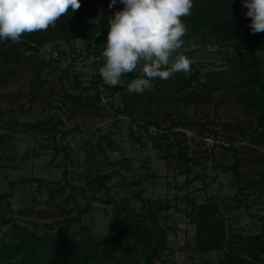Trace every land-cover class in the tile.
<instances>
[{"label": "rangeland", "instance_id": "obj_1", "mask_svg": "<svg viewBox=\"0 0 264 264\" xmlns=\"http://www.w3.org/2000/svg\"><path fill=\"white\" fill-rule=\"evenodd\" d=\"M213 1L225 15L250 24L242 0ZM88 2L85 10L89 15L99 16L104 11V0ZM187 29L183 47L173 59L179 54L189 57V72L199 69L203 79L211 70H225L228 56L263 53L254 44L235 39L219 41L207 33ZM86 42L82 37L72 43L64 38L45 42L39 55L52 56L56 61L43 70V85L35 98L32 61L0 60V133L13 117L21 121L46 119L40 126L25 127L0 141V193L11 192L15 215L38 231L53 224L57 234L85 237L95 247H101L109 236L118 207L94 199V194L117 200L127 197L137 210L143 197L161 199L171 204L162 212L161 223L172 229L168 236L170 248L159 251L157 263L169 258L168 264H227L225 243H221L222 249L204 247L214 246L223 234L228 239L260 232L261 221L251 214H264V193L252 190L246 206L233 182L232 168L238 157V170L244 180H259L264 175V142L259 139L264 136V126L260 125L258 110L245 107L236 100L235 93L230 96L232 90L228 88L210 92L193 87L155 90L151 82L146 89L151 96L145 93L130 98L126 92H113L100 80L101 92L96 95L92 83L104 61L102 55L89 54ZM1 48H13L15 54L27 50L25 44L11 41L0 43ZM142 66L143 62L136 71ZM65 68L69 74L62 85L60 75ZM126 75L120 84L125 83ZM126 102L136 121L113 109L123 108ZM185 119L213 120L216 123L207 126L217 133L200 134L197 125L179 124L170 129L173 122ZM238 125L245 132L233 129ZM56 129L59 131L53 139ZM156 142L161 146L157 147ZM222 143L237 150L226 149ZM179 150L191 157L188 163ZM123 158L129 159L124 163L128 168L121 163L114 165ZM65 167L70 181L79 186L88 187L90 175L98 172H111L112 177L106 189L97 193L88 190L86 194L77 191L76 201L68 202L65 194L69 187L54 183L62 180ZM34 177L47 181L38 186V181L30 180ZM56 188L60 192L50 193ZM78 209L85 211L77 214ZM1 212L11 214L6 202L0 203ZM73 216L76 218L70 222ZM140 220L124 225L122 233L109 243V250L129 260V264H140L146 258ZM147 224L152 227L150 222ZM10 228L11 224L0 226V238Z\"/></svg>", "mask_w": 264, "mask_h": 264}, {"label": "trees", "instance_id": "obj_2", "mask_svg": "<svg viewBox=\"0 0 264 264\" xmlns=\"http://www.w3.org/2000/svg\"><path fill=\"white\" fill-rule=\"evenodd\" d=\"M104 11L100 15H89L85 6L88 0H80L81 7L79 10L69 13L68 16L61 18L55 27H49L47 30H42L33 34H26L22 42L27 47L20 53H13V48H1L0 60L16 61L22 60L32 61L33 75L31 78L32 98H35L43 85L42 72L45 68L53 65L55 58L41 57L38 51L45 44L46 41L55 38H64L68 43L76 37L84 38L86 42V49L91 56H99L103 51V46L106 41L108 31V18L113 15L115 11L121 10L123 4L117 0L113 8H109L110 0H104ZM194 0L195 7L192 9V15L184 17L183 22L194 33L201 32L207 33L219 41L226 40H239L244 43L254 44L262 54H245L243 56L233 55L227 57L228 67L225 70H211L205 74V79L201 77L199 69L193 72H180L176 73L168 80H161L159 78L152 81L155 90H161L169 87L171 88H198L201 91L210 92L213 90H220L228 88L232 90L230 96L236 94V100L240 101L245 107H251L258 110L260 118V125L264 126V33L252 34L249 23L241 22L238 18L230 15H225L217 3L213 0ZM211 4H206V3ZM94 6L97 7L96 1ZM87 14V15H85ZM89 15V16H88ZM246 16V13H245ZM193 66H196L194 64ZM69 70L65 68L60 75V83L64 85L65 79L68 76ZM141 71H134L127 74L124 84L115 87H110L113 92H126L128 97L143 96L145 93L148 96L152 92L145 90L142 94L132 93L127 90L128 84L137 76ZM102 80L98 75L93 81L92 85L97 88L96 95H99L101 90L98 86V81ZM116 113H126L133 120L136 121L133 110L128 102L123 108H113ZM46 119L27 120L21 121L18 117H13L11 120L4 123V131L0 133V141L12 135V132L24 131L25 127H37L43 124ZM159 125L158 122H151ZM208 123L215 124L213 120L208 121H193L190 119L179 120L171 124L173 126L179 124L197 125L198 132L204 134L207 132L217 133L213 127L207 126ZM148 125V124H147ZM233 129H239L243 132L242 126H235ZM59 129L53 133V139L56 137ZM131 135L135 134L133 127L130 128ZM177 133V132H175ZM185 133V132H183ZM260 141L264 142V136H259ZM157 147L161 146L158 142L155 143ZM226 149L237 150L235 146L221 144ZM182 151V146H179ZM179 152L184 161L188 163L191 157L187 152ZM128 158L117 160L114 165L121 163L124 167L128 166L125 161ZM239 161L238 157L232 164L235 177L234 184L237 186L239 194L243 195L245 205L249 206L248 197L253 190L254 192L264 193V175L259 180L246 181L241 176L238 170ZM117 169L114 170V173ZM69 171L65 167L63 170L62 180L54 181L56 184H62L61 187H69L66 195V201H76V192L82 191L86 194L88 190L95 193L102 191L108 187V182L112 177L111 172H98L95 175L91 174L89 178V186H79L74 184L68 178ZM30 180L38 181V186L47 181L45 178L34 177ZM61 189H50L52 192H60ZM66 192V191H65ZM64 194V193H63ZM11 192L0 193V203L6 202L7 208L11 212L7 215L4 212L0 213V226L11 224V228L4 231L0 238V264H129V260H123L120 256L109 250V243L119 236L124 225L133 224L132 220H140L143 225L142 231L144 243L146 244V258L140 264H168L169 258H164L160 263L156 262V256L161 250L169 249L168 236L172 227L163 225L161 223V214L164 210L171 208L170 203H165L161 199H152L149 197L141 198L142 206L137 210L132 206L127 197L119 200L115 198H105L94 194L92 197L101 202L112 204L118 207V212L114 214V220L110 227V234L104 238V243L101 247H95L89 239L80 236H61L54 230V225L49 224L48 229L43 232L38 231L36 228L28 225V221L19 218L15 215L11 207L10 197ZM85 210L78 209L77 214H82ZM26 212L21 210L20 213ZM253 217L260 219L261 227L260 232L250 235L236 234L232 238L225 239L223 237L216 239L215 245L204 247L206 249H222L221 243H225V254L227 264H262L264 256V214H251ZM76 217L73 216L69 221L72 222ZM148 222L152 227L148 226ZM38 225L37 222H34ZM223 230V229H222ZM224 233V230H223ZM208 243H212L208 239ZM208 245V244H207ZM170 264H176L171 262Z\"/></svg>", "mask_w": 264, "mask_h": 264}, {"label": "clouds", "instance_id": "obj_3", "mask_svg": "<svg viewBox=\"0 0 264 264\" xmlns=\"http://www.w3.org/2000/svg\"><path fill=\"white\" fill-rule=\"evenodd\" d=\"M121 10L108 18V31L99 74L115 87L143 62L141 73L127 86L142 94L154 79L168 80L187 73L192 61L174 54L183 47L188 29L184 17L192 15L194 0H119ZM117 0H110L113 8ZM252 34L264 33V0H242ZM81 7L80 0H0V43L20 44L26 34L47 30Z\"/></svg>", "mask_w": 264, "mask_h": 264}]
</instances>
